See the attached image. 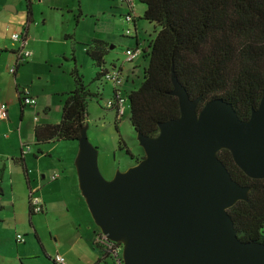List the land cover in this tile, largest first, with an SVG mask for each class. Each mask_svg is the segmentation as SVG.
<instances>
[{"label":"water","instance_id":"1","mask_svg":"<svg viewBox=\"0 0 264 264\" xmlns=\"http://www.w3.org/2000/svg\"><path fill=\"white\" fill-rule=\"evenodd\" d=\"M170 81L178 116L158 122L154 136L135 132L143 156L110 179L98 170L87 124L80 128L73 165L93 223L122 245L121 264H264V243L238 239L227 213L249 186L216 156L226 149L247 177L264 178V95L240 119L220 97L197 109L199 97L172 68Z\"/></svg>","mask_w":264,"mask_h":264},{"label":"trees","instance_id":"2","mask_svg":"<svg viewBox=\"0 0 264 264\" xmlns=\"http://www.w3.org/2000/svg\"><path fill=\"white\" fill-rule=\"evenodd\" d=\"M25 1L27 24L31 20L30 0ZM138 2L145 6L141 19L157 30L141 49L147 63L139 85L123 90L133 131L154 136L158 122L178 116L177 99L168 93L171 68L189 97H199L197 109L207 100L220 97L232 105L240 119H246L264 95V0ZM106 45L93 40L84 48L97 69L96 81L107 70L103 60ZM70 75L73 88L64 95L59 120L34 125L35 144L76 140L80 128L86 124L87 98L93 94L75 68L72 67ZM17 93L22 103L19 90ZM118 141L121 143V139ZM142 154L141 150L134 161ZM216 156L233 180L249 186L247 200L237 201L227 209L238 239L264 243V178L247 177L226 149L217 151Z\"/></svg>","mask_w":264,"mask_h":264},{"label":"rangeland","instance_id":"3","mask_svg":"<svg viewBox=\"0 0 264 264\" xmlns=\"http://www.w3.org/2000/svg\"><path fill=\"white\" fill-rule=\"evenodd\" d=\"M126 2L31 0L32 20L25 24V20L23 21L26 13L25 0H0V12L5 4L12 5L14 10V12L6 10V22L4 18L0 19V32L6 40V46L15 47L13 51H16L17 48L15 43H12L10 34L21 32L19 30L23 28L22 23L23 26L29 25L24 49L31 52V57L18 65L17 76L14 78L19 83V87H27L29 91L31 88V91L37 94L38 98L35 97L37 104L42 101L49 104L51 112L47 113L48 118L54 115L60 116L59 92L73 86L70 71L75 63L83 83L93 94L87 98L86 134L89 141L92 134L93 140H91L97 144V167L104 179H110L115 171H123L133 165L134 159L141 154V148L128 121V105L120 116L115 115V110L105 107L104 103L110 98L112 86L102 78L100 81L94 80L96 67L84 53V48L93 40L107 42L109 47L105 46L108 50L104 56V68L110 69L113 63L115 68H121L122 91L139 85L147 59L140 53L128 61L125 49L127 46L133 48L134 30L131 21L125 20V16L127 14L133 16L140 46L144 47V41L147 43L154 35L153 37L147 35L146 30L149 27L139 19L142 5L138 0H126ZM126 29L130 31L129 35ZM125 77L126 83H124ZM32 109L44 116L39 108ZM122 147L126 148L129 154ZM32 148L35 153L36 149L33 146ZM142 156L143 154L138 159ZM50 166L41 162L45 176L48 175ZM85 209L93 223L87 207ZM38 215H34V221L38 219ZM94 227L97 228L95 224ZM262 230L264 231V225Z\"/></svg>","mask_w":264,"mask_h":264},{"label":"crops","instance_id":"4","mask_svg":"<svg viewBox=\"0 0 264 264\" xmlns=\"http://www.w3.org/2000/svg\"><path fill=\"white\" fill-rule=\"evenodd\" d=\"M140 4L142 6L139 12L142 13L145 6ZM6 8L14 12L12 5L5 4L0 12V19L4 18V22H6ZM25 19L26 13L23 21ZM30 19L32 20L31 11ZM141 21L149 27L146 30L147 35L153 37L157 28L152 23L142 19ZM28 26L25 27L22 23L23 28L19 30L26 31V41ZM133 27L132 47L142 48L135 30V20ZM2 35L0 32V101L7 104L8 118L0 122V188L2 191L0 195V264H56L52 260L55 253L64 257V264H114L110 258L102 257L103 250L92 242L96 228L76 188L77 181L73 165L77 151L76 140L34 143V125L55 123L60 116L54 115L48 118L47 113L51 112V107L45 101L37 104L35 100L33 105L20 102L17 96L20 87L14 78L17 76L18 66L13 75L8 71V66L15 58V51H13L15 47L6 46V40ZM12 43H15L17 48L18 43ZM106 47L109 45L107 44ZM107 50L104 47L103 60ZM72 67L76 69L75 63ZM111 67L116 66L113 63ZM124 80L126 83V77ZM72 88L73 86H69L66 90L59 92L60 112L64 95ZM29 94L34 99L38 98L31 88ZM32 108H39L44 116H41L37 110L33 111ZM91 139L93 140L92 134ZM91 139L90 142L96 147L97 144ZM25 146H29L27 151H24ZM32 146L36 149L35 153ZM17 158L18 160H15ZM41 162L51 165L47 176L41 168ZM53 174H56V177L51 179ZM31 190L42 202L43 209L39 213L30 211L28 197ZM35 214H39L36 221L33 220ZM18 233L22 234V242L15 240V235ZM108 260L110 262H107Z\"/></svg>","mask_w":264,"mask_h":264},{"label":"built area","instance_id":"5","mask_svg":"<svg viewBox=\"0 0 264 264\" xmlns=\"http://www.w3.org/2000/svg\"><path fill=\"white\" fill-rule=\"evenodd\" d=\"M121 2H126V0H119ZM127 3V2H126ZM128 13V12H127ZM125 20L131 21L133 25V16L126 15ZM127 35L130 34V31L126 29ZM10 38L12 41L18 43V49L16 51V56L14 61L8 66V71L10 74H13L15 68L18 64L23 62L25 59L29 58L31 52L29 50L24 49V44L26 42V36L24 30L21 32H13L10 34ZM141 53V48L139 46L133 48L125 49V54L127 56L128 61L134 59L138 54ZM102 79L105 82H109L112 86L113 94L108 98L104 105L108 109H115L117 116H120L124 113L127 99L124 95L121 84L123 82V75L120 68L112 67L107 69L102 76ZM19 96L21 97V101L23 104L33 105L35 103V99L29 94V90L27 87H20L19 89ZM8 118V110L7 104L3 101H0V122L4 121ZM35 118V117H34ZM29 146L24 147V151H27ZM56 174L51 175V179L55 178ZM28 203L30 210L34 213L41 212L43 209L42 202L36 194H34L33 190L29 192ZM15 240L18 242L23 241L22 234H16ZM92 242L100 247L104 255L110 257L114 263L120 264V250L121 246L117 242L108 240L106 236L99 230L96 229L93 235ZM53 261L56 264H64V257L58 253H55L52 256Z\"/></svg>","mask_w":264,"mask_h":264},{"label":"clouds","instance_id":"6","mask_svg":"<svg viewBox=\"0 0 264 264\" xmlns=\"http://www.w3.org/2000/svg\"><path fill=\"white\" fill-rule=\"evenodd\" d=\"M133 21H134V19H133ZM25 27H26V26H25ZM24 29H25V28H24ZM133 30H134V27H133ZM22 31H23V30H22ZM24 32H25V36H26V31L24 30ZM13 42H14V41H13ZM17 49H18V45H17ZM17 49H16V51H17ZM126 49H127V48H126ZM16 51H15V56H16ZM14 59H15V58H14ZM18 65H19V64H18ZM18 65H17V66H18ZM17 66H16V67H17ZM111 68H112V67H111ZM15 69H16V68H15ZM13 74H14V73H13ZM13 74H12V75H13ZM115 115L117 116L116 111H115ZM137 160H138V159H137ZM137 160H136V161H137ZM136 161H135V162H136ZM135 162H134V163H135ZM30 211H31V210H30ZM31 212H32V211H31ZM32 213H34V212H32ZM38 213H39V212H38ZM96 229H98V228H96ZM94 231H95V230H94ZM114 242H115V241H114ZM117 243H118V242H117ZM118 244H120V243H118ZM120 246H121V248H122V245H121V244H120ZM120 253H121V250H120ZM104 257H108V256L104 255ZM108 258H110V257H108ZM110 259H111V258H110ZM52 260H53V259H52ZM111 260H112V259H111ZM112 262H113V260H112ZM113 263H114V262H113ZM114 264H116V263H114ZM120 264H121V259H120Z\"/></svg>","mask_w":264,"mask_h":264}]
</instances>
